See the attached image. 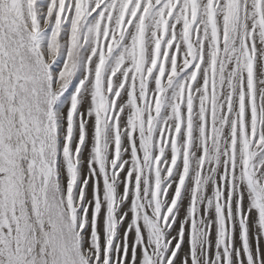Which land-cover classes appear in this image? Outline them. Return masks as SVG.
<instances>
[{"label": "snow or ice", "instance_id": "6c2138e0", "mask_svg": "<svg viewBox=\"0 0 264 264\" xmlns=\"http://www.w3.org/2000/svg\"><path fill=\"white\" fill-rule=\"evenodd\" d=\"M0 264H264V0H0Z\"/></svg>", "mask_w": 264, "mask_h": 264}]
</instances>
